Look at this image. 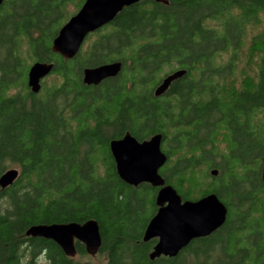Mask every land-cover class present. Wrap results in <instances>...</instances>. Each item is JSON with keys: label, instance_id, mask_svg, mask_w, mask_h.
<instances>
[{"label": "trees", "instance_id": "16d2710c", "mask_svg": "<svg viewBox=\"0 0 264 264\" xmlns=\"http://www.w3.org/2000/svg\"><path fill=\"white\" fill-rule=\"evenodd\" d=\"M84 1L0 5V176L20 171L0 187V264H264V0H141L65 59L52 42ZM36 61L54 64L38 93L27 84ZM113 61L117 76L83 82L85 67ZM176 69L187 73L155 96ZM125 131L161 133L166 183L192 201L217 194L225 223L150 259L157 240L143 236L159 188L118 176L110 141ZM90 219L102 237L95 256L25 235Z\"/></svg>", "mask_w": 264, "mask_h": 264}, {"label": "water", "instance_id": "95a60500", "mask_svg": "<svg viewBox=\"0 0 264 264\" xmlns=\"http://www.w3.org/2000/svg\"><path fill=\"white\" fill-rule=\"evenodd\" d=\"M141 0H85L81 8L58 31L52 42V51L65 59H71L80 51L86 37L111 22L123 8ZM169 4V0H155ZM3 0H0V5ZM54 68L53 63L36 61L28 71V86L37 93L42 80ZM122 69V63L115 61L83 70V82L99 85L108 78L115 77ZM186 69H178L167 74L157 86L155 96H162L171 84L183 77ZM161 133L139 141L131 133L110 141V150L116 163L118 176L127 184L138 186L148 183L158 187L156 195L157 211L150 219L143 236L144 241L157 239L150 259L161 256L175 257L196 238L205 237L220 228L226 221L228 208L221 198L208 194L196 201H182L181 195L167 184L160 169L167 161L162 150ZM264 183V158L262 160ZM214 175L218 170H213ZM20 174L19 169L11 168L0 176V187L11 186ZM26 236L49 239L57 243L69 257L77 256L76 243H82L90 256H95L102 245L100 226L95 219L83 223H53L30 226Z\"/></svg>", "mask_w": 264, "mask_h": 264}, {"label": "flooded vegetation", "instance_id": "af4514ba", "mask_svg": "<svg viewBox=\"0 0 264 264\" xmlns=\"http://www.w3.org/2000/svg\"><path fill=\"white\" fill-rule=\"evenodd\" d=\"M113 62H115V61H113ZM176 70H178V69H176ZM169 88H170V87H169ZM126 132H127V131L124 132L123 136L125 135ZM129 133H131V132L129 131ZM131 134H132V133H131ZM155 134H156V133H155ZM132 135H133V134H132ZM123 136H122V137H123ZM133 136H134V135H133ZM122 137H120V138H122ZM134 137H135V136H134ZM150 137H151V136H150ZM150 137H149V138H150ZM149 138H148V139H149ZM118 139H119V138H118ZM138 140H139V139H138ZM145 140H146V139H145ZM139 141H141V140H139ZM142 141H143V140H142ZM162 150H163V149H162ZM213 170H214V169H213ZM215 170H217V169H215ZM212 174H213V173H212ZM213 175H214V174H213ZM262 180H263V179H262ZM178 193H179V192H178ZM179 194H180V193H179ZM180 195H181V194H180ZM181 197H182V196H181ZM186 200H189V199H185V198L182 197V201H183V202L186 201ZM191 201H192V200H191ZM157 208H158V207H157ZM156 240H157V239H156Z\"/></svg>", "mask_w": 264, "mask_h": 264}, {"label": "rangeland", "instance_id": "374dc122", "mask_svg": "<svg viewBox=\"0 0 264 264\" xmlns=\"http://www.w3.org/2000/svg\"><path fill=\"white\" fill-rule=\"evenodd\" d=\"M13 168H17V167H13ZM38 264H47V262L43 259H39Z\"/></svg>", "mask_w": 264, "mask_h": 264}, {"label": "bare ground", "instance_id": "6f19581e", "mask_svg": "<svg viewBox=\"0 0 264 264\" xmlns=\"http://www.w3.org/2000/svg\"><path fill=\"white\" fill-rule=\"evenodd\" d=\"M137 3H138V2H137ZM160 3H161V2H160ZM134 4H135V3H134ZM31 66H32V65H31ZM31 66H30V67H31ZM85 68H86V67H85ZM85 68H84V69H85ZM27 84H28V79H27ZM37 93H38V92H37ZM128 132H129V131H127L126 133H128ZM126 133H125V134H126ZM162 136H163V135H162ZM214 170H215V169H214ZM212 171H213V170H212ZM51 224H53V223H51Z\"/></svg>", "mask_w": 264, "mask_h": 264}]
</instances>
